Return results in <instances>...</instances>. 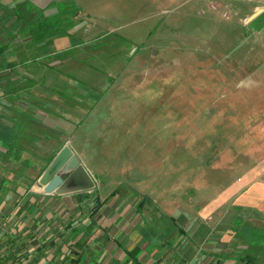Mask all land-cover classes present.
I'll return each mask as SVG.
<instances>
[{"label": "rangeland", "instance_id": "374dc122", "mask_svg": "<svg viewBox=\"0 0 264 264\" xmlns=\"http://www.w3.org/2000/svg\"><path fill=\"white\" fill-rule=\"evenodd\" d=\"M23 2L53 19L54 34L65 30L71 49L39 41L29 71L1 73L0 113L19 111L50 134L44 141L27 128L32 151L63 141L72 149L93 186L71 192L70 203L88 212L97 196L104 225L129 218L136 232L125 245L148 243L139 258L148 264H235L222 257L246 248L234 242L239 206L227 192L264 160V26L246 23L264 0ZM12 6L0 5V44L10 60L32 42L9 19ZM10 80L17 89L4 94ZM27 160L39 163L30 170L37 178L46 161ZM127 259L116 251L93 264Z\"/></svg>", "mask_w": 264, "mask_h": 264}, {"label": "crops", "instance_id": "0c3cea01", "mask_svg": "<svg viewBox=\"0 0 264 264\" xmlns=\"http://www.w3.org/2000/svg\"><path fill=\"white\" fill-rule=\"evenodd\" d=\"M22 1L0 0V5L11 7ZM0 125L10 126L6 120ZM2 152L4 151L0 142V179L14 177V182L0 187V264H70L83 254L81 247H78L80 242L81 246L91 244V247L97 248L95 253L97 260L105 259L107 255L111 256V253L120 251L127 252L129 263H143L144 260L141 261L139 258L146 244L143 242L139 247L143 251L138 254L136 259L138 262H134L129 256L136 246L134 242L129 247L125 245L128 240L127 234L132 236L136 232L135 226L131 225L130 231L127 229L129 218L119 219L113 225L107 222L104 225L105 221L100 212L103 206L97 211L101 216L98 213L96 217L97 213H93V208L86 212L85 207L70 203L72 198L70 193H46L43 188L33 187L36 180L41 184L40 179L44 171L36 178L31 169L27 168L22 175L18 172V168L12 167L20 164L15 163V160L12 161L11 153L6 159L2 156ZM259 163H264V160L249 166L243 177L227 192L228 198L238 203L236 205L239 206L240 211L239 214H237L238 210L232 213L233 229L237 231L235 232L237 239L240 238V241L234 242H243L246 249L241 253L236 250H229L228 255L222 253L227 255L222 257V260L243 264L242 257L249 255L257 260L260 258V264H264V169L257 168ZM28 177L33 179L30 185H28ZM234 207L233 205V210ZM241 221H245L243 230L236 226ZM256 222L259 223L257 227L254 224ZM109 230L113 234H110ZM241 235L244 240L241 239ZM247 249L250 250L248 253H246ZM151 256L153 263L155 254ZM91 259L92 257L89 256L84 257L87 263ZM144 262L150 263L146 259Z\"/></svg>", "mask_w": 264, "mask_h": 264}, {"label": "trees", "instance_id": "16d2710c", "mask_svg": "<svg viewBox=\"0 0 264 264\" xmlns=\"http://www.w3.org/2000/svg\"><path fill=\"white\" fill-rule=\"evenodd\" d=\"M25 7H29V9H24ZM37 6H34L33 4H27L26 2H19L16 3L12 6V9L9 10L10 11V20L12 19V17L15 18V21H17L14 25L15 29L19 28L20 30L22 29L25 33L27 32L28 34H30L31 36V47L28 46L27 49H29V51L27 52V55L24 53H20L16 56V58L10 60L9 57H5V51L6 48L4 47V44H0V74L3 73L4 71H9L8 75L9 77H12V75H14L17 71V66L18 65H22L23 68L25 69V71H29V65L35 63V59H39V56H34L31 55L32 52L31 50H33L32 48H36L37 50L40 49L43 45H38L36 44L39 41H44L43 43H55V51H68L71 49L70 44L68 45V34H66L67 32L64 30L62 31L61 29H59L58 33H60L61 36L54 34L56 31V28H54V21L53 19L47 15H43V10L40 8H36ZM24 11V12H23ZM28 14L30 16V20H25L24 15ZM36 14L42 15L43 19L46 21V23H44L43 26H39L36 23L38 22V20L36 21ZM23 21V22H22ZM26 22V23H25ZM21 25V26H20ZM32 28H34L32 30ZM15 34V33H14ZM5 35H7V37L11 38V35L7 32H5ZM63 36H67V37H63ZM13 38V37H12ZM56 38V39H55ZM70 38V37H69ZM11 40V39H10ZM59 40V42H58ZM51 41V42H49ZM8 46V44H7ZM69 52V51H68ZM54 53V50L52 52V54ZM4 78V77H3ZM2 76H0V81H2ZM8 81L5 82V85L3 86L4 91L3 93L6 94L9 91H14L17 89L15 87V83H11L12 80L9 81V83H7ZM31 85V84H30ZM30 85L25 86V88L21 89H29ZM7 91V92H6ZM10 94V93H9ZM3 109H7V106ZM0 117H2L3 120H6L7 123L10 124L9 127L7 126H1L0 125V142H1V147L3 148L2 152V156L4 158L7 159V157L9 156V154L11 153V157H12V161L15 160L17 164V166H12L15 169H19L18 172H20V174H24V170H26L27 168L33 169V168H37L39 166L38 162H34L31 164L30 162H28L27 159H38L39 162L42 161H46V163L44 165H42L41 167V171L39 174H41L43 172V170L48 166L49 162L54 158V156L58 153V151L63 147L64 145V141L61 142L58 146H56V151L51 149V146H47L46 145H42L39 147H36L37 149L35 151H32L30 149L31 147V141H30V137L33 135H27L25 133L26 130H29L27 128H30V132H32V134H37V132H43V136L46 137L44 138V141L49 140V135L47 136L46 133L44 131H46L43 128H37L34 124V122H30L28 117L24 118V115L18 111V114L15 115L12 112L10 113H6V111H2L0 113ZM31 117V116H29ZM1 119V120H2ZM31 119V118H30ZM1 124V123H0ZM27 126V127H26ZM37 130H35V129ZM37 131V132H36ZM46 147V150H44ZM38 148H40L38 150ZM14 153L15 156H14ZM27 154V157L23 158V154ZM27 167V168H24ZM37 166V167H36ZM14 172V171H13ZM17 172V173H18ZM28 176V175H27ZM33 179H31L30 177H28V185H30L32 183ZM9 182H14V177H12L11 179H6L4 180L3 178L0 179V187L6 186L7 183ZM94 202H95V207H93V213L96 212L99 207L102 205L101 202H99L98 197L96 196L94 198ZM148 245V244H146ZM160 245V244H159ZM156 246L160 249V246ZM78 247H81L83 254H81L77 260H75L74 262H71L70 264H93L96 262L97 258H96V249L95 247H91L90 245H85L83 244L81 246V242L78 243ZM150 248H152L151 245H149ZM149 249V248H148ZM158 250V249H157ZM141 251H143L142 248H133V250H131V252L129 253V256L132 258V260L134 262H138L136 259L138 257V254L141 253ZM250 250H246V253H248ZM158 253V251L156 252V254ZM85 256H89L92 257L91 261H89L88 263L84 261V257ZM243 260V264H259L260 261L257 260V258L251 257L249 255H247V257H242Z\"/></svg>", "mask_w": 264, "mask_h": 264}, {"label": "water", "instance_id": "95a60500", "mask_svg": "<svg viewBox=\"0 0 264 264\" xmlns=\"http://www.w3.org/2000/svg\"><path fill=\"white\" fill-rule=\"evenodd\" d=\"M246 23L250 30H259L264 26V9L255 10ZM40 183L46 193L55 192L56 194L85 190L93 186L87 170L68 145H64L54 156L44 170Z\"/></svg>", "mask_w": 264, "mask_h": 264}]
</instances>
